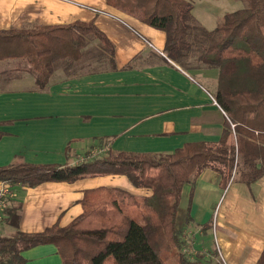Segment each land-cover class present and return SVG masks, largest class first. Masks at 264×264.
<instances>
[{
  "label": "crops",
  "instance_id": "crops-1",
  "mask_svg": "<svg viewBox=\"0 0 264 264\" xmlns=\"http://www.w3.org/2000/svg\"><path fill=\"white\" fill-rule=\"evenodd\" d=\"M185 1L208 31L225 15H217L214 1ZM76 22H94L113 43L116 69L98 62L103 53L98 41L89 46L93 55L56 70L44 90L36 89V78L24 64L6 61L0 69V167L18 157L30 164L64 165L68 149L84 155L101 141L115 152L156 155L174 154L187 145L219 144L226 114L200 80L213 70H186L169 60L165 32L107 0H0V31ZM83 146L85 153L77 152ZM222 180L208 168L193 186L184 185L176 226L185 252L192 260L200 257L202 264H258L264 252V176L251 186L232 181L224 188ZM103 187L151 195L118 175L18 187L20 231L36 234L69 226L84 212L85 193ZM3 224L0 236L16 232ZM23 257L26 264H63L54 245L35 247Z\"/></svg>",
  "mask_w": 264,
  "mask_h": 264
},
{
  "label": "trees",
  "instance_id": "trees-1",
  "mask_svg": "<svg viewBox=\"0 0 264 264\" xmlns=\"http://www.w3.org/2000/svg\"><path fill=\"white\" fill-rule=\"evenodd\" d=\"M244 1L245 8L225 14L208 31L185 0H107L165 32L169 60L186 70H217L214 98L226 114L221 141L187 145L167 155L115 152L101 141L96 153L92 149L82 157L68 149L64 165L16 158L0 167V181L13 189L118 175L151 195L104 187L87 191L79 218L36 234L20 231L22 204L14 199L4 222L16 232L0 236V264H26L23 253L44 245H54L63 264H202L200 257L187 255L176 226L184 185L193 186L208 168L223 176L224 188L232 181L251 186L264 176V0ZM94 41L103 52L98 62L116 69L115 47L94 22L0 31V64H24L36 78V89L44 90L56 70L93 55ZM258 264H264V252Z\"/></svg>",
  "mask_w": 264,
  "mask_h": 264
},
{
  "label": "rangeland",
  "instance_id": "rangeland-1",
  "mask_svg": "<svg viewBox=\"0 0 264 264\" xmlns=\"http://www.w3.org/2000/svg\"><path fill=\"white\" fill-rule=\"evenodd\" d=\"M213 3L214 1V10H216L217 15L219 14V16L223 15V14H229V13H233L236 12L238 10H241L243 8L246 7V2L244 0H230L228 3H222V0H209ZM218 25V24H217ZM7 64H9V62H4L1 63L0 65V69L5 67ZM203 70V69H202ZM208 71V70H206ZM206 71L204 70L203 73ZM211 71V70H210ZM214 73V74H213ZM207 77L206 79L203 77H200V80L202 81V83L210 90H212V92L215 94L216 92V88H217V75L218 72L217 70L211 71V72H207L206 73ZM209 75V76H208ZM201 76V75H200ZM86 149L85 147H81V148H77V152H84ZM87 152V151H86ZM89 152V151H88ZM97 151L95 150L94 153H96ZM85 153V152H84ZM73 155H76L74 152H72ZM79 157L84 156L83 153L80 155H77ZM12 202V201H11ZM11 202L9 204H11ZM184 207H186V204L184 203L183 205ZM5 214V213H4ZM137 218V216H136ZM5 219V218H4ZM4 219L2 218L0 220V223L4 221ZM138 220V219H137ZM3 227L5 229L6 228L5 224H3Z\"/></svg>",
  "mask_w": 264,
  "mask_h": 264
},
{
  "label": "built area",
  "instance_id": "built-area-1",
  "mask_svg": "<svg viewBox=\"0 0 264 264\" xmlns=\"http://www.w3.org/2000/svg\"><path fill=\"white\" fill-rule=\"evenodd\" d=\"M215 101V100H214ZM217 104V102L215 101ZM218 105V104H217ZM235 126L233 125V128ZM16 198V194L12 186L7 183L0 181V220L5 217V211L9 208L10 202Z\"/></svg>",
  "mask_w": 264,
  "mask_h": 264
}]
</instances>
